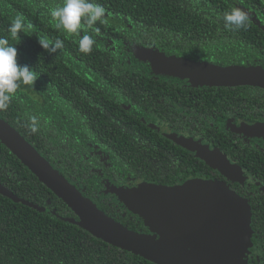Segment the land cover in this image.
I'll return each instance as SVG.
<instances>
[{"label": "flooded vegetation", "instance_id": "obj_1", "mask_svg": "<svg viewBox=\"0 0 264 264\" xmlns=\"http://www.w3.org/2000/svg\"><path fill=\"white\" fill-rule=\"evenodd\" d=\"M224 1L246 11L250 19L246 30L227 41L218 39L216 48H211V39L202 48L182 42L167 55L162 52L167 48L132 42L127 44V58H136L139 47L217 65L226 51L231 62L235 50L241 65L218 68L248 73L254 82H264V0ZM137 60L141 63L129 62L124 67V76L85 85L84 89L89 86L93 91L84 92L86 97L80 101L65 95L59 103L73 114L70 120L45 113L36 133L21 123L26 140L100 210L138 233L151 234V230L113 194L115 189L181 188L195 181L227 186L252 212V245L245 264H264V88L194 85L179 76L156 74L151 63ZM31 110L35 116V107ZM18 185L16 181L3 186L25 200L28 196ZM40 201V211L55 212L49 199ZM22 224L16 228L15 223H0V264H28V252L1 250L6 239L33 235L32 223ZM209 224L187 223L177 228L176 251L214 264L211 250H226L224 241L232 242L233 236L226 237ZM60 230H64L62 225ZM228 250L231 258H237L232 245Z\"/></svg>", "mask_w": 264, "mask_h": 264}, {"label": "trees", "instance_id": "obj_2", "mask_svg": "<svg viewBox=\"0 0 264 264\" xmlns=\"http://www.w3.org/2000/svg\"><path fill=\"white\" fill-rule=\"evenodd\" d=\"M95 2L105 7L108 22L97 23L96 27L100 28L98 35L87 31L97 43L90 54H84L79 51V37L62 29L57 30L49 15L50 9L61 4L62 0H0V37L8 38L9 43L17 48L18 64L29 65L37 76L34 86L21 85L9 107L0 110V117L25 139L24 128L19 125L23 123L29 128V118L34 116L32 106L40 123H43L45 113L61 120L66 116L70 120L73 114L59 103L65 95L69 100L80 101L86 97L84 92L93 91L89 86L84 89L85 85L104 78L124 76L123 69L129 62L141 63L134 57L127 58L128 43L158 45L167 48L162 52L170 55L171 47L179 46L182 42L189 47L202 48L211 39V48H216L218 39L227 41L230 36L243 30L225 29L222 17L236 7L224 0ZM17 14L22 15L25 23H31L33 28L22 33L19 40H13L7 29ZM84 34L80 33L81 36ZM37 36L51 41L62 40L64 47L50 56L39 46ZM233 54L231 62L230 53L226 51L221 60L215 63L222 67L241 65L236 61L235 50ZM206 58V55L202 57ZM59 144V140H56L55 145ZM1 161L0 183L4 185L19 181L18 188L28 197L20 191L19 195L27 197L25 200L30 205L0 195V223H15L16 228L23 226L22 223H32L33 228L31 237L21 234L17 239L2 242L3 252H28L30 256L28 254L25 259L28 264H154L107 244L79 226L65 221L66 218L76 219V216L0 142ZM41 198L51 201L54 213L39 210ZM61 225L63 231L60 230Z\"/></svg>", "mask_w": 264, "mask_h": 264}, {"label": "water", "instance_id": "obj_3", "mask_svg": "<svg viewBox=\"0 0 264 264\" xmlns=\"http://www.w3.org/2000/svg\"><path fill=\"white\" fill-rule=\"evenodd\" d=\"M135 56L151 63L156 74L179 76L194 85H257L264 88V82H254L248 73L224 71L218 68L221 66L210 63L168 57L158 51L139 47L135 50ZM0 142L76 216V219L66 218L65 221L79 226L107 244L154 264H207L178 253L174 237L175 230L187 226V223H210V227L224 236H233L232 242L228 239L224 241L226 250H211V258L216 261L214 264H239L241 259L245 264V254L252 245L251 208L223 184L195 181L181 188L141 185L136 189L112 191L129 212L145 221L151 234H143L130 230L100 210L1 117ZM0 195L30 205L1 183ZM203 245L205 243L200 244L201 247ZM230 245L234 251H238L237 258L230 257Z\"/></svg>", "mask_w": 264, "mask_h": 264}, {"label": "clouds", "instance_id": "obj_4", "mask_svg": "<svg viewBox=\"0 0 264 264\" xmlns=\"http://www.w3.org/2000/svg\"><path fill=\"white\" fill-rule=\"evenodd\" d=\"M51 19L55 22L57 30L79 37V51L90 54L96 39L87 34L88 30L100 33L97 23L107 24L106 9L95 0H62L61 4L56 5L49 11ZM223 23L225 29L231 31L246 30L249 23V15L240 8H232L224 13ZM33 25L25 23V18L17 14L11 21L7 32L11 39L19 40L24 32L31 31ZM81 32L86 34L80 35ZM39 46L50 56L64 47L62 40L51 41L46 37L37 36ZM37 80L35 71L29 65L18 64L17 48L9 43V39L0 37V110H6L13 100L21 85L34 86ZM40 122L36 116L29 118V130L32 133L39 131Z\"/></svg>", "mask_w": 264, "mask_h": 264}]
</instances>
